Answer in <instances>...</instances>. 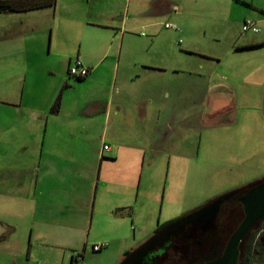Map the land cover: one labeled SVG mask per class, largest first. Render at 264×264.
<instances>
[{
  "label": "rangeland",
  "instance_id": "1",
  "mask_svg": "<svg viewBox=\"0 0 264 264\" xmlns=\"http://www.w3.org/2000/svg\"><path fill=\"white\" fill-rule=\"evenodd\" d=\"M111 1V12L104 10ZM167 3L172 4V14L158 15ZM101 4L103 11L92 19L119 27L124 21L126 38L123 43L116 41L108 54L102 49L94 56L87 38L104 42L111 32L95 25L84 34L82 45L79 41L68 45L71 62L78 58L87 62L93 56L95 62H103L94 75L92 70L83 79L68 72L63 79L57 72L59 63L65 61L57 47L66 32L58 27L54 10L44 7L0 15L5 28L10 25L15 35L26 34V43L35 52L19 73L0 72V185L13 172L8 163L18 166L25 157L26 142L37 148L44 142V129L25 123L33 119V111L46 107V97L57 91L63 99L92 94L117 98L143 93L154 84L156 114L161 111L163 120L173 121L167 146L174 157L178 152L189 157L183 166L181 197L172 203L164 201L161 221L264 179V86L253 65L264 62V43L248 44L252 39L264 40V14L236 0H102ZM248 19L257 22L258 31L243 30ZM5 28L0 34V51L9 33ZM14 42L21 45L22 39ZM143 62H152L155 68L147 69ZM92 135L96 176L101 170L102 148L105 143L116 145L117 133L114 126L104 133L99 125ZM105 152L107 156L110 150ZM170 180L164 178L162 183ZM7 221L10 217L0 214V224ZM103 225H92L87 219L80 224L82 231L74 242V249L84 254L80 264H115V245L101 251L92 247V237L105 229ZM155 234L154 230L147 241ZM158 251L154 248L148 258L159 257ZM162 261L159 264H183L177 254ZM250 264H264V254L254 255Z\"/></svg>",
  "mask_w": 264,
  "mask_h": 264
},
{
  "label": "crops",
  "instance_id": "2",
  "mask_svg": "<svg viewBox=\"0 0 264 264\" xmlns=\"http://www.w3.org/2000/svg\"><path fill=\"white\" fill-rule=\"evenodd\" d=\"M101 1L57 0L56 6L50 7L55 11L58 27L66 32L62 45L57 47L65 59L57 71L61 78H67L71 64L68 45L76 41L82 45L83 36L91 32V27L97 25L111 31L108 41L87 38L94 56L102 49L108 54L116 41L124 42V21L119 27L92 19L103 11ZM236 1L264 14V0ZM106 5V11L114 8L113 1ZM171 5L162 6L158 15L172 14ZM3 28L4 21L0 19V34ZM6 28L9 33L6 30L0 51V72L11 76L27 67L35 52L26 43V34L15 35L10 25ZM14 39H22V44H15ZM263 43L262 39L248 42L250 46ZM94 56L83 62L93 75L103 63L95 62ZM143 64L147 69L155 68L152 62ZM253 65L264 86V62ZM115 69L117 75V62ZM156 89L154 84L143 93L117 98L113 94L66 96L60 110L52 113L51 106L60 93L56 91L46 97V107L33 111V119L25 124L36 123V127L43 128L44 142L38 148L35 143L26 142L25 157L18 166L8 163L13 172L0 185V214L10 217V221L0 224V264H70L77 252L74 242L82 231L80 224L86 219L92 225L104 224V230L94 233L93 244L106 243L105 247L111 249L115 245V264H121L128 250L137 249L152 236L163 222L164 201L172 203L181 197L183 166L189 159L183 152L174 157L167 146L173 121L163 120L161 111L156 114ZM99 125H103L104 133L114 126L117 140L113 147L109 145V155L102 148L101 170L95 176L90 139ZM164 178L171 180L162 183Z\"/></svg>",
  "mask_w": 264,
  "mask_h": 264
},
{
  "label": "flooded vegetation",
  "instance_id": "3",
  "mask_svg": "<svg viewBox=\"0 0 264 264\" xmlns=\"http://www.w3.org/2000/svg\"><path fill=\"white\" fill-rule=\"evenodd\" d=\"M262 180L264 179L257 180L242 190L220 195L179 216L170 226L152 237L163 235L161 243L156 246L159 248V257L158 254L150 256L143 264H159L160 260L166 263L175 254L183 264H204L220 257L230 236L245 217L241 196ZM255 232L257 241L264 245V218L256 222L242 240L241 254L242 245L247 243ZM180 246L182 248H179Z\"/></svg>",
  "mask_w": 264,
  "mask_h": 264
},
{
  "label": "water",
  "instance_id": "4",
  "mask_svg": "<svg viewBox=\"0 0 264 264\" xmlns=\"http://www.w3.org/2000/svg\"><path fill=\"white\" fill-rule=\"evenodd\" d=\"M245 217L230 236L223 254L204 264H239L241 256V242L252 226L264 218V180L251 186L242 196ZM163 235L156 236L136 249L121 264H143L150 252L161 243Z\"/></svg>",
  "mask_w": 264,
  "mask_h": 264
},
{
  "label": "trees",
  "instance_id": "5",
  "mask_svg": "<svg viewBox=\"0 0 264 264\" xmlns=\"http://www.w3.org/2000/svg\"><path fill=\"white\" fill-rule=\"evenodd\" d=\"M57 0H0V13L9 11H28L32 9H39L44 7H55ZM264 11V10H263ZM83 79L84 77H79ZM62 100V92H60L51 106V112L56 113L60 110ZM179 217L166 220L157 225L155 232L159 233L171 223L175 222ZM4 237V236H3ZM257 232L253 233L251 238L242 245V254L240 264H250L253 256L257 254H264V245L257 241ZM136 249L128 250L125 253L123 261L128 258ZM84 256V254H83ZM122 261V262H123Z\"/></svg>",
  "mask_w": 264,
  "mask_h": 264
},
{
  "label": "built area",
  "instance_id": "6",
  "mask_svg": "<svg viewBox=\"0 0 264 264\" xmlns=\"http://www.w3.org/2000/svg\"><path fill=\"white\" fill-rule=\"evenodd\" d=\"M257 30L258 31V26L257 22L255 20H245L243 24V30ZM68 73L71 76H76V77H85L90 73V68L86 66L79 58L75 60V62H71L69 65ZM104 149L108 150L110 149V146L108 144L104 145ZM107 244L106 243H94L93 244V249L94 250H100L101 248L105 247ZM83 258V253L82 252H75L72 261L70 264H80L81 259Z\"/></svg>",
  "mask_w": 264,
  "mask_h": 264
}]
</instances>
